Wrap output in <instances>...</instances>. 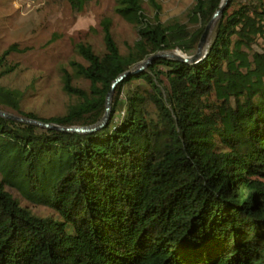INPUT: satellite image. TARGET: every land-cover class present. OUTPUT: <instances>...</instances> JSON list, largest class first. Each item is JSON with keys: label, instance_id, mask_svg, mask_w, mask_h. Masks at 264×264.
<instances>
[{"label": "trees", "instance_id": "trees-1", "mask_svg": "<svg viewBox=\"0 0 264 264\" xmlns=\"http://www.w3.org/2000/svg\"><path fill=\"white\" fill-rule=\"evenodd\" d=\"M68 1L76 10L90 2ZM221 2L195 0L187 22L116 0L137 37L119 43L104 18L105 49L76 44L85 62L62 67L68 104L49 117L22 108L28 88L1 82L19 66L8 55L30 46L0 53V108L63 125L100 120L114 80L153 57L117 85L95 131L0 115V264H264V70L250 57L264 0H227L196 60L155 56L194 54Z\"/></svg>", "mask_w": 264, "mask_h": 264}, {"label": "rangeland", "instance_id": "rangeland-1", "mask_svg": "<svg viewBox=\"0 0 264 264\" xmlns=\"http://www.w3.org/2000/svg\"><path fill=\"white\" fill-rule=\"evenodd\" d=\"M115 5L116 0H90L84 9L76 10L68 0H35L30 3L0 0V53L14 42L30 46L26 52L8 55L19 66L1 78L2 83L12 87L28 88L22 102L24 110L45 117L66 110L68 96L62 90V67L72 71L70 60L85 62L76 51V44L80 41L92 43L99 52L105 49L101 25L104 18H112L114 35L119 43L132 42L137 37L135 24L117 14ZM144 7L150 17L157 12L164 20L179 16L191 22L190 12L195 8V0H144ZM251 32L254 41L250 57L256 65L254 71L261 72L264 70V31L252 29ZM76 82L89 85L83 78H76ZM141 82L136 78L126 85L121 99H125L129 87L135 88ZM116 104L117 99L113 96L112 106ZM122 110L119 106L117 117ZM30 205L38 213L52 212L51 208L39 203Z\"/></svg>", "mask_w": 264, "mask_h": 264}, {"label": "water", "instance_id": "water-1", "mask_svg": "<svg viewBox=\"0 0 264 264\" xmlns=\"http://www.w3.org/2000/svg\"><path fill=\"white\" fill-rule=\"evenodd\" d=\"M226 3H227V0H222L220 6L215 11L214 15L212 16L211 20L209 21V23L206 26V29H205V31L201 37V40L199 42L197 51L194 54H187V53L183 52L181 49L175 48L172 50L160 51L155 56L162 55L165 57L176 58V59L185 60V61H194L197 58L201 57L207 50V44H208V40H209L211 31L214 28L216 21L218 20V18L223 13V10L226 6ZM152 59H153V57H150V58L142 61L138 66L132 68L131 70H126V71L122 72L114 80V82L112 84V88H111V90L107 96V99H106L105 113L101 117L100 120H98L97 122H95L93 124H90V125H81V124L63 125V124H59V123L52 122V121H45L42 118H36V117L21 115V114H18L16 112H13L11 110L4 109V108H0V115L6 116V117H9L12 119H16L19 121L30 122V123L36 124L40 127L58 128V129H62L65 131H79V132L95 131V130L105 126L111 117L112 100H113V96H114L117 85L122 80H124L126 77L130 76L133 72L138 70L139 68L146 67Z\"/></svg>", "mask_w": 264, "mask_h": 264}, {"label": "built area", "instance_id": "built-area-1", "mask_svg": "<svg viewBox=\"0 0 264 264\" xmlns=\"http://www.w3.org/2000/svg\"><path fill=\"white\" fill-rule=\"evenodd\" d=\"M24 1L30 3V2L35 1V0H24Z\"/></svg>", "mask_w": 264, "mask_h": 264}]
</instances>
